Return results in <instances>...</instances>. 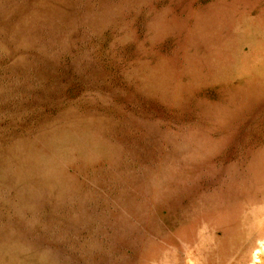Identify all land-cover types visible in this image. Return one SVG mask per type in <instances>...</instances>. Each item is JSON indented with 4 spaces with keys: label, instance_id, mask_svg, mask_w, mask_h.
Here are the masks:
<instances>
[{
    "label": "rangeland",
    "instance_id": "obj_1",
    "mask_svg": "<svg viewBox=\"0 0 264 264\" xmlns=\"http://www.w3.org/2000/svg\"><path fill=\"white\" fill-rule=\"evenodd\" d=\"M0 264H264V0H0Z\"/></svg>",
    "mask_w": 264,
    "mask_h": 264
}]
</instances>
